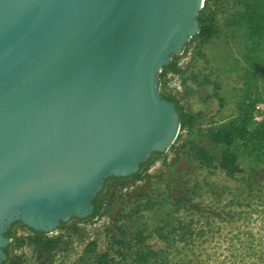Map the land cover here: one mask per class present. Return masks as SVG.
Instances as JSON below:
<instances>
[{
  "label": "water",
  "instance_id": "water-1",
  "mask_svg": "<svg viewBox=\"0 0 264 264\" xmlns=\"http://www.w3.org/2000/svg\"><path fill=\"white\" fill-rule=\"evenodd\" d=\"M204 0H0V264L14 223L84 220L108 178L176 140L158 74Z\"/></svg>",
  "mask_w": 264,
  "mask_h": 264
},
{
  "label": "rangeland",
  "instance_id": "rangeland-1",
  "mask_svg": "<svg viewBox=\"0 0 264 264\" xmlns=\"http://www.w3.org/2000/svg\"><path fill=\"white\" fill-rule=\"evenodd\" d=\"M216 1L210 10H218L217 36L201 45L197 40L186 43L180 55L172 56L180 67L196 75L198 94L205 101L204 117L193 132H179L164 156L152 158L148 178L126 183L118 195L110 182V200L105 201L98 217L84 222L72 219L47 235L63 238L52 264H91L92 258L84 256L83 246L114 220L127 235L139 230L147 234L156 229L163 232L176 226L171 202L174 185L180 182L187 183L196 204L193 212L180 218L185 223L191 221L192 236L188 242L171 243L169 264H264V178L257 175L233 180L216 169L211 160L206 166L194 159L200 153L196 146L199 139L217 141L209 129L219 115L230 118L246 99L264 100V39H250L243 27L232 24L241 10L240 0ZM158 88L160 93L181 96L178 80L169 74L160 78L158 74ZM223 151L219 149L216 156L224 153L242 166L264 170L238 143ZM71 227L78 233H72ZM11 235L24 237L28 231L16 225ZM10 253L21 255L24 264H40L31 248L11 247Z\"/></svg>",
  "mask_w": 264,
  "mask_h": 264
},
{
  "label": "trees",
  "instance_id": "trees-1",
  "mask_svg": "<svg viewBox=\"0 0 264 264\" xmlns=\"http://www.w3.org/2000/svg\"><path fill=\"white\" fill-rule=\"evenodd\" d=\"M239 4L241 10L236 13V17L232 18V24L243 27L250 39H264V0H240ZM215 5H217L216 0H204L197 18L199 22L198 34L191 38L187 44L194 40H197L200 45L205 44L217 36L219 31L217 26L218 10L216 7L210 10ZM167 74L179 78L181 96L165 93H161V96L166 101L173 103L179 116V132L191 133L204 117L206 108L205 101L198 94L200 86L198 79L187 68L180 67L173 57L159 73V78ZM259 102L256 99H246L238 105L236 113L230 118L219 115L215 125L209 129V134L217 141L214 142L208 138L199 139L196 146L200 153L194 156V159L206 166L209 165L208 160H211L216 169L233 180H247L254 176L264 178V170L258 172L255 169L242 166L224 153L216 156L219 149L223 148L225 151L238 143L256 166L264 167V122L255 124L252 121L254 105ZM169 149H172V145ZM164 155L165 153H154L147 162L140 165L139 171L135 175L125 178H108L104 182L101 192L92 201V215L84 220H73L84 222L98 217L106 206L105 201L110 182L115 185L113 186L115 187L113 188L114 194L118 195L126 183L148 178L147 173L152 158ZM186 184L185 182L175 184L172 193L171 204L173 213L177 217L176 226L163 232L156 229L155 233L147 234L144 230H139L127 235L122 225L114 220L110 226L104 228L102 232L85 244L84 256L92 258L91 264H169L168 249L171 243H185L192 236L191 221L185 223L183 219H180L188 211L193 212L196 206L193 193ZM16 225L27 230L28 235L19 238L13 237L11 231ZM65 225L66 223H61L59 228H63ZM70 230L74 234L78 233L75 227H71ZM5 236L11 239V243L4 249L7 260L2 264H24L21 255H11V247L15 250L31 248L35 259L40 264H52L53 256L60 250L63 243L61 236L48 237L46 234L32 231L21 223L11 225Z\"/></svg>",
  "mask_w": 264,
  "mask_h": 264
},
{
  "label": "built area",
  "instance_id": "built-area-1",
  "mask_svg": "<svg viewBox=\"0 0 264 264\" xmlns=\"http://www.w3.org/2000/svg\"><path fill=\"white\" fill-rule=\"evenodd\" d=\"M169 76H172L174 79L178 80V86L180 88L181 86H180L179 78L177 76H174V75H171V74H169ZM252 121L255 124L260 123V122H264V103L263 102H259V103H256L254 105V111H253V115H252ZM48 235H50V234H48ZM84 247H85V245L83 246V250H84Z\"/></svg>",
  "mask_w": 264,
  "mask_h": 264
}]
</instances>
